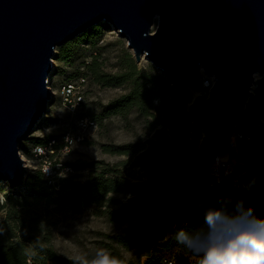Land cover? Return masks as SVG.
Returning a JSON list of instances; mask_svg holds the SVG:
<instances>
[{
    "label": "water",
    "instance_id": "95a60500",
    "mask_svg": "<svg viewBox=\"0 0 264 264\" xmlns=\"http://www.w3.org/2000/svg\"><path fill=\"white\" fill-rule=\"evenodd\" d=\"M100 22L119 31L137 62L144 55L193 91L203 90L202 71L214 77L188 111L200 147L228 152L254 74H264V0H0V180L22 187L27 178L20 142L54 102L47 77L56 48Z\"/></svg>",
    "mask_w": 264,
    "mask_h": 264
},
{
    "label": "trees",
    "instance_id": "16d2710c",
    "mask_svg": "<svg viewBox=\"0 0 264 264\" xmlns=\"http://www.w3.org/2000/svg\"><path fill=\"white\" fill-rule=\"evenodd\" d=\"M129 59V56L127 57ZM120 72L101 70V63L93 60L87 65L95 82L103 86L129 85L126 94L120 96L101 116L128 115L136 109L143 116H153L152 99L160 97L156 82L149 75L140 73L133 60L125 62ZM245 132L254 141L241 142V155H257L250 168V183L243 197L245 206L253 205L258 215H264V79L261 80L253 100L247 107V115L239 120ZM169 124V122L167 123ZM170 138L156 133L147 144L112 145L103 144L104 152L128 156L117 163L94 160L65 162L73 172L51 184L44 178L41 169L27 173L22 187L11 188L5 194L6 201L0 205L5 217L0 221V264H88L82 260L60 257L51 242V220L65 206L80 207L96 205V214L107 215L113 221L129 218L133 223L115 236L117 242L132 249L144 237L158 234L163 236L162 227L180 214L187 215L172 226L169 236L161 246L166 250L178 248L175 264H191L195 257L175 240L177 231L192 228L202 222L201 213L213 203L212 191L208 188L209 164L215 153L211 146H190V126L183 119L167 126ZM155 127V123L151 126ZM192 127V128H191ZM42 141L39 145H45ZM129 167L146 169L150 175L143 182H135L122 175ZM146 167V168H145ZM89 169V180H78L77 171ZM14 187V186H12ZM117 195L127 197L118 198ZM32 199L33 202L29 200ZM149 220L152 221L149 223ZM158 222L159 225H155ZM170 254V253H169ZM153 264H157L159 260Z\"/></svg>",
    "mask_w": 264,
    "mask_h": 264
},
{
    "label": "rangeland",
    "instance_id": "374dc122",
    "mask_svg": "<svg viewBox=\"0 0 264 264\" xmlns=\"http://www.w3.org/2000/svg\"><path fill=\"white\" fill-rule=\"evenodd\" d=\"M157 25L155 21L152 31ZM119 31L107 22H100L89 27L84 33L78 35L73 40L63 46L57 47L52 59L53 70L50 74V85L48 88L54 94V102L48 105L47 112L43 120L37 122L36 130L29 137L20 142V153L24 159V166L30 164L27 168L28 173L39 169L40 159L34 155V147L42 141H48L53 138H61L66 133L75 135L79 129L76 121L80 117L94 119L98 123L96 130H89L86 134V141L76 143L66 154H62L63 162H76L78 160L91 162L94 160H104L105 162L117 163L121 160H127L128 156L113 155L103 151V144L124 145V144H147L148 139L156 133H164L165 138H170L169 128L165 124H170L183 119L196 126L192 121V115L189 113V104L192 102L195 93L183 81L173 80L163 70L156 67L144 55L139 62L136 61L133 50L128 47L127 40ZM129 56V59L127 57ZM93 60L101 63V70L109 73L120 72L126 67L125 62L133 60L140 73L150 76L156 82V92L160 97L152 99L153 116H143L136 109H133L128 115H109L103 117L100 121L96 117L101 116L105 109L123 94H126L129 85L122 86H103L93 79L87 68ZM202 79H209L210 75L204 73ZM255 83L253 85L254 95L249 99L243 116L247 115V107L253 100L264 74L255 73ZM84 77L86 82L81 85L83 92V101L72 114L65 109L62 100L61 86L69 81L78 84L79 80ZM208 77V78H207ZM205 91L209 94L210 89H203L201 94L204 96ZM242 118V116H241ZM155 123V127L151 126ZM192 128V127H191ZM194 129L189 133L188 143L190 146L196 145L201 148V130ZM130 163V162H129ZM127 165L122 175H128L129 179L135 182H143L150 175L146 169L140 167H129ZM146 168V167H145ZM81 174L78 180L86 182L89 180V169L77 171ZM23 192H28L30 186L26 185ZM8 181L0 180V205L5 201V194L11 189H7ZM13 188H18L14 186ZM118 198L126 199L122 195ZM33 202L32 199L29 200ZM96 205L87 204L80 207L65 206L62 212L57 213L51 220V242L62 258L82 260L88 264H153L163 255L173 256L178 251L174 247L171 250L161 246L162 237L166 239L169 236L172 222L162 227L163 236L153 234L136 242L132 249H127L119 244L115 239L117 234L124 231L133 221L124 218L121 221L113 222L107 215H98ZM187 215H182L181 221H185ZM5 217V209L0 210V221ZM152 221L149 220V223ZM155 225H159L155 222ZM171 255H170V254ZM195 257L191 261H196ZM175 264V263H174Z\"/></svg>",
    "mask_w": 264,
    "mask_h": 264
},
{
    "label": "built area",
    "instance_id": "2783aa9c",
    "mask_svg": "<svg viewBox=\"0 0 264 264\" xmlns=\"http://www.w3.org/2000/svg\"><path fill=\"white\" fill-rule=\"evenodd\" d=\"M85 82L86 78L82 77L78 84L74 81H69L61 86L65 109L74 115L78 109L76 107L80 106L83 101V92L80 88ZM202 82L203 89H211L215 79L211 82L202 79ZM205 95L208 96L206 91ZM76 124L79 129L77 134L71 135L68 132L61 136L60 139L53 138L48 140L45 145L37 144L34 147L33 153L35 157L40 159L39 169L43 172L44 178L51 184H55L60 178L73 172V168L62 161V154L69 152L70 148L76 143L85 142L87 132L98 128L97 121L88 117L78 118ZM201 135L203 136L202 132ZM242 141L251 142L254 141V138L252 135L247 134L244 125L240 121H237L233 125L231 134L228 136V152L225 155L215 154L209 164L208 188L212 191L213 195V203L210 207L234 208L236 202L243 199L247 194L250 183V168L257 155L242 156ZM180 218V214H176L171 219L173 225H177ZM174 263L175 259L172 255H163L157 264ZM191 264H196V261H191Z\"/></svg>",
    "mask_w": 264,
    "mask_h": 264
},
{
    "label": "clouds",
    "instance_id": "9594fccd",
    "mask_svg": "<svg viewBox=\"0 0 264 264\" xmlns=\"http://www.w3.org/2000/svg\"><path fill=\"white\" fill-rule=\"evenodd\" d=\"M202 222L177 231L178 245L196 264H264V215L243 199L234 208L208 207Z\"/></svg>",
    "mask_w": 264,
    "mask_h": 264
},
{
    "label": "bare ground",
    "instance_id": "6f19581e",
    "mask_svg": "<svg viewBox=\"0 0 264 264\" xmlns=\"http://www.w3.org/2000/svg\"><path fill=\"white\" fill-rule=\"evenodd\" d=\"M118 33V32H117ZM118 35H119V33H118ZM56 51V50H55ZM203 74V73H202ZM50 75V74H49ZM49 75H48V77H49ZM203 76H205L204 74H203ZM48 77H47V83H48V85H50V77H49V79H48ZM255 77H257V74L255 75ZM208 78V77H207ZM209 79H212V77L210 76L209 77ZM204 81H206V78L204 77V79H203ZM50 89V88H49ZM194 93H195V95L196 94H199V93H201V92H199V91H194ZM23 159L26 161L27 160V158L26 157H23ZM31 167V165L30 164H27V168H30ZM8 185H7V189H11V188H13L11 185H10V183L8 182L7 183Z\"/></svg>",
    "mask_w": 264,
    "mask_h": 264
}]
</instances>
